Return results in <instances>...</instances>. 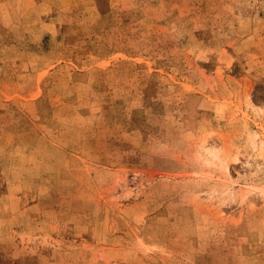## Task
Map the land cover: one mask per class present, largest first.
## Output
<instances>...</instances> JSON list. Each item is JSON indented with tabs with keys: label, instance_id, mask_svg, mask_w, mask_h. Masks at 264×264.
<instances>
[{
	"label": "rangeland",
	"instance_id": "obj_1",
	"mask_svg": "<svg viewBox=\"0 0 264 264\" xmlns=\"http://www.w3.org/2000/svg\"><path fill=\"white\" fill-rule=\"evenodd\" d=\"M261 139L264 0H0V264H264Z\"/></svg>",
	"mask_w": 264,
	"mask_h": 264
},
{
	"label": "bare ground",
	"instance_id": "obj_2",
	"mask_svg": "<svg viewBox=\"0 0 264 264\" xmlns=\"http://www.w3.org/2000/svg\"><path fill=\"white\" fill-rule=\"evenodd\" d=\"M257 140H258V137H257ZM215 146H216L215 143H211V144H209V146H206V141L205 140H203L199 144L200 150L203 151L204 160L206 162H208L209 164H212L213 163V165L215 163H219L220 162L219 161V157H218V153H217V151L215 149ZM252 146H253V149L255 151H258L257 154H256L257 155V158L259 160H263L264 159V139H261L260 142H254L252 144ZM221 163H222L221 164V169H223V179L228 181V184H227V188L226 189H228L229 191H231L232 190V186L233 185H236V181L233 182V181L230 180L229 173H228V170H227L228 165L226 163H224L223 161H221ZM240 190L242 191V194H241V196L239 198V201L244 203L245 200H247V197L245 195L246 193H245L244 189L240 188ZM263 194H264L263 191H260L259 192V195L262 196ZM219 211L221 212V210H219Z\"/></svg>",
	"mask_w": 264,
	"mask_h": 264
}]
</instances>
